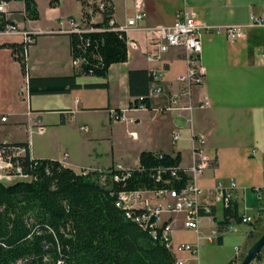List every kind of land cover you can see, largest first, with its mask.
<instances>
[{
  "label": "crops",
  "instance_id": "obj_1",
  "mask_svg": "<svg viewBox=\"0 0 264 264\" xmlns=\"http://www.w3.org/2000/svg\"><path fill=\"white\" fill-rule=\"evenodd\" d=\"M35 1L38 20L24 18L22 2L6 3V17L19 31L27 32L34 38L25 55L26 75L22 74L11 50L0 48V99L14 85L16 94L27 99L22 101L25 121L14 120L12 124L5 125L8 121L5 118L0 122V143L29 144L28 152L34 159L60 162L62 155L67 153V159L61 164L76 173L82 170L106 172L115 165L131 170L138 167V156L142 151L179 153L180 167L186 169L192 164V133L201 134L205 139V152L214 158V162L199 177L198 185L211 190L218 182L227 183L232 179L236 184L232 204L237 205L241 216L252 217L244 211L246 189L250 186L257 197L255 189L264 187V57L261 54L264 28L246 25L251 14H264V0H109L113 18L121 25L132 17L134 3L138 1L145 13L138 23L139 28L170 26L176 12L182 9L209 25L245 26L244 38L234 42H230L224 34L201 36L200 63L206 74L204 83L193 89L192 103L206 97L209 106L192 111H165L169 98L180 96L182 92V85L176 78L186 71L184 51L171 48L158 61L148 62L146 52L149 41L143 29L129 32L128 37L137 41L138 48L127 52L125 62L110 65L105 78L81 75L76 78L80 87L67 93L28 94V77H64L75 72L70 37L55 31L59 29L61 18L78 20L85 11L81 4L83 0H77L79 10L73 13L60 9L64 0ZM89 2L86 0V12ZM101 19L102 16L94 14L91 23H98ZM22 42L20 34L0 35V44ZM132 70L161 74L158 82L160 95L150 99L149 109L129 107L133 97L129 92L128 73ZM89 84H106L107 87L85 86ZM45 96H59L64 104L40 106L39 101L34 99ZM180 99L187 103L186 97L180 96ZM113 112L125 113V121H114L111 117ZM227 123L236 144H226L224 140L221 131ZM37 126L44 128L39 135L47 136L44 142L50 145V149H32L31 135L37 133ZM75 126L88 127L83 143L78 145L72 144L73 137L69 131ZM174 132L179 134L178 140H173ZM122 137L130 141L129 147L123 146ZM95 144H102L103 150L97 151ZM239 149L245 151L248 169L239 167ZM151 201L157 203L160 200L153 197ZM259 201L264 204L263 200ZM224 211L221 203H213L212 222L205 216L200 219V239L195 232L183 227L182 214H162V219H168L172 224L173 249L179 244L197 246L196 253L174 251L183 264H238L249 247L264 233V220H260L263 214L252 217L251 223L229 220L225 223ZM243 224L248 228L242 227ZM212 230H216L217 234L208 241L206 237ZM254 261L251 264L264 261V248Z\"/></svg>",
  "mask_w": 264,
  "mask_h": 264
},
{
  "label": "trees",
  "instance_id": "obj_2",
  "mask_svg": "<svg viewBox=\"0 0 264 264\" xmlns=\"http://www.w3.org/2000/svg\"><path fill=\"white\" fill-rule=\"evenodd\" d=\"M1 2H22L26 20L39 18L35 0ZM81 4L84 9L85 2L81 1ZM108 14H104L98 23H88L94 31L69 34L72 58L83 59L80 67L75 68L71 76L28 77V94L67 93L80 87L76 83L79 76L105 78L110 65L125 62L126 36L108 29ZM82 15L89 20L84 10ZM8 24L15 26L5 13L0 12V30ZM28 47L23 42L0 44V48L11 50L24 75V49ZM128 77L130 96L133 97L129 107L143 104L149 109L147 93L151 73L132 70ZM85 86L107 87L106 84ZM16 145L27 146L24 143ZM19 160L23 172L31 179L16 180L9 185L0 181V264H176L173 253L160 237H153L152 230L145 228V224L126 216V211L116 202L121 191L182 189L188 177L180 167L179 153L142 151L138 156V167L128 170V175L118 181L113 175L122 178L125 172L112 171L101 180L97 171L82 174L58 161L29 160L28 151ZM173 170L175 176H171ZM158 171L159 181L156 180ZM224 217L225 223L229 218L241 223L236 204L225 209Z\"/></svg>",
  "mask_w": 264,
  "mask_h": 264
},
{
  "label": "built area",
  "instance_id": "obj_3",
  "mask_svg": "<svg viewBox=\"0 0 264 264\" xmlns=\"http://www.w3.org/2000/svg\"><path fill=\"white\" fill-rule=\"evenodd\" d=\"M85 13L89 15V20L82 15L81 19L71 17L61 18L59 29L55 32L63 34H83L94 31L88 26L91 23V16L94 14L103 16L109 13L108 29L112 31L123 32L126 36L127 52L138 48V43L134 39L128 37L130 31L140 29L138 23L143 20L145 13L140 2L135 1L134 13L125 24H118L112 15V4L109 0H90ZM0 12L6 14V3H0ZM249 27L264 28V14L250 15ZM244 25H209L204 21L196 18L193 13L182 9L176 12L173 24L170 26H155L146 29L149 41V49L146 52V60L155 62L161 59L162 55L171 48L182 49L185 53L186 72L177 77V82L182 85L180 96L187 99V103L180 99V96H171L165 111H192L193 109H205L209 106V101L206 97H202L198 102L192 103L193 89L200 87L204 83L205 68L200 63L201 53V36L203 34L217 33L224 34L230 41H238L244 38ZM20 34L23 37V43L26 47L33 42V38L27 32L19 31L16 26L6 25L3 30H0V35ZM28 48L24 49L26 55ZM261 54L264 57V48L261 49ZM83 62L82 58H72L74 68H79ZM161 79V74L157 71H151L150 88L147 93V98L151 99L160 95L161 88L158 82ZM27 91V83H26ZM28 92V91H27ZM136 109H145L143 104L135 107ZM112 119L116 122L125 121L123 112L112 113ZM5 117L1 118L4 121ZM79 129L83 132L88 131V127L80 126ZM44 128L37 126V133L42 134ZM179 134L174 132L173 140H178ZM205 139L201 134L192 133L191 136V156L192 164L184 169L188 177L186 185L176 190L174 188H162L158 190H136V191H121L117 194L120 199V204L129 210L130 217L138 218L145 224V228L154 231L160 238L164 246L173 253L175 261L183 264V261L175 256V252H191L196 253L197 246L190 244H179L172 246V224L166 219H162V214H182L183 227L196 233L197 239H200L199 225L200 219L205 216L212 222L211 207L213 203H221L224 209L232 206L233 192L236 189L235 182L230 179L227 183L218 182L211 190H206L198 185V179L202 176L205 170L214 162V158L210 157L204 149ZM27 146H18L9 141L0 143V181H12L15 177H31L23 172L20 164L22 158L29 150ZM67 153L62 155L60 163L67 159ZM29 160H34L29 155ZM125 172L122 178L119 175H113V179L118 181L128 175V170H124L121 165H115L111 171L98 172L101 180H104L109 172ZM86 174V170L81 171ZM160 172H157L156 180H160ZM171 176H175L174 170ZM264 187L256 188L255 192L259 200L262 199V190ZM211 195V199L210 196ZM157 198L160 201L152 203V198ZM264 210V204H263ZM230 222H234L233 218H229ZM241 223H251L253 218L249 216H241ZM217 234L216 230H212L211 234L206 237L211 241ZM19 264V263H18ZM257 264H264V261H258Z\"/></svg>",
  "mask_w": 264,
  "mask_h": 264
},
{
  "label": "rangeland",
  "instance_id": "obj_4",
  "mask_svg": "<svg viewBox=\"0 0 264 264\" xmlns=\"http://www.w3.org/2000/svg\"><path fill=\"white\" fill-rule=\"evenodd\" d=\"M83 1L85 2V8H86V0H83ZM78 5L79 4H78L77 0H64L61 3L60 9L63 12L67 11L68 13H71V12L73 13L75 10H79ZM140 29H143L146 31L147 28H140ZM25 95H26V93H25ZM34 99L39 101L37 103H39L40 106H42L43 104L46 106H63V104H64V100H62L59 96H45L42 98H34ZM26 100H27L26 98L22 99L21 94H16L15 85H14L13 89L8 90L5 97L0 99V118H1V116H4L6 119H8L7 123H5V125L10 124V123L12 124V122L14 120H18L20 122L25 121V118L22 115V113L24 111V102H22V101H26ZM33 101H35V100H33ZM11 111L14 113L13 114L10 113ZM113 113H115V112H113ZM124 116L126 118L125 113H124ZM0 122H1V120H0ZM122 122H124V121H122ZM34 129L36 130L35 126H34ZM69 131L71 132L72 137H73L72 144L78 145L80 143H83L87 132L81 131L76 126L71 128ZM221 133L224 136V140L227 141L226 144H232V143L236 144V140L234 139V137L232 135L231 127L229 126V123H227V125L224 126ZM46 137H47L46 135H39L36 132L34 134H32L31 135L32 149L35 151L36 150L39 151V150H43V149L44 150L50 149V145L47 142H44V139ZM122 141H123V146H126V147L130 146V141L127 140L126 137H122ZM94 147L96 148L97 151L103 150L102 144H100L99 146H98V144H95ZM232 147L234 148V146H232ZM244 154H245V151L243 149L238 150L237 162L239 164V167H241L242 169L243 168L248 169L249 166H247L248 164H247V161H245V155ZM136 163L137 162H135L134 164H136ZM99 166H103V163H99ZM223 168H226V166H224ZM16 180H24L25 181V180H29V178L28 177H15V178H12V181H6V182H3V184L9 185ZM245 193H246V202H245L246 208L244 211L252 217H256L258 213L263 214V217H261L262 219H260V220H264V211L262 210L263 209L262 201H259L257 199L255 193L253 192V190L251 189L250 186L246 189ZM259 210H261V211H259ZM255 224H257V222ZM242 227L248 228V225L243 224ZM251 227H253V226H251ZM252 263H255V261H253Z\"/></svg>",
  "mask_w": 264,
  "mask_h": 264
},
{
  "label": "water",
  "instance_id": "obj_5",
  "mask_svg": "<svg viewBox=\"0 0 264 264\" xmlns=\"http://www.w3.org/2000/svg\"><path fill=\"white\" fill-rule=\"evenodd\" d=\"M262 199L264 201V188L262 190ZM264 248V233L249 247L243 258L238 264H251L258 254Z\"/></svg>",
  "mask_w": 264,
  "mask_h": 264
},
{
  "label": "bare ground",
  "instance_id": "obj_6",
  "mask_svg": "<svg viewBox=\"0 0 264 264\" xmlns=\"http://www.w3.org/2000/svg\"><path fill=\"white\" fill-rule=\"evenodd\" d=\"M116 205L118 207H121L123 210H125L126 211V216L130 217L129 210H127L125 206H123V205L120 204V199L118 197H117ZM133 221H135L136 223H142L141 220H139L138 218H134V217H133ZM151 234H152L153 237H156V235H157L154 231H152ZM160 240L162 241V238H160ZM175 263L176 264H179L176 261H175Z\"/></svg>",
  "mask_w": 264,
  "mask_h": 264
}]
</instances>
